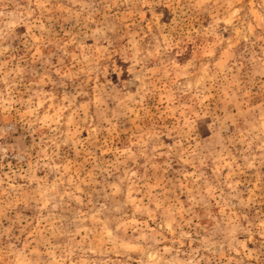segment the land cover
Listing matches in <instances>:
<instances>
[{"label":"rangeland","instance_id":"obj_1","mask_svg":"<svg viewBox=\"0 0 264 264\" xmlns=\"http://www.w3.org/2000/svg\"><path fill=\"white\" fill-rule=\"evenodd\" d=\"M0 264H264V0H0Z\"/></svg>","mask_w":264,"mask_h":264}]
</instances>
